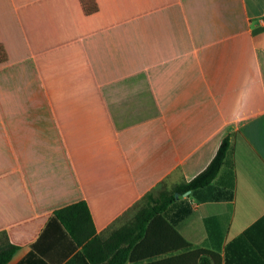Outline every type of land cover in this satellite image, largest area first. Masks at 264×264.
Listing matches in <instances>:
<instances>
[{
	"label": "crops",
	"instance_id": "crops-1",
	"mask_svg": "<svg viewBox=\"0 0 264 264\" xmlns=\"http://www.w3.org/2000/svg\"><path fill=\"white\" fill-rule=\"evenodd\" d=\"M226 137L214 181L166 211L218 264L264 217V0H0V233L18 247L7 264H91L55 211L85 202L106 238L146 196L201 173ZM252 240L264 264V223Z\"/></svg>",
	"mask_w": 264,
	"mask_h": 264
},
{
	"label": "trees",
	"instance_id": "trees-1",
	"mask_svg": "<svg viewBox=\"0 0 264 264\" xmlns=\"http://www.w3.org/2000/svg\"><path fill=\"white\" fill-rule=\"evenodd\" d=\"M230 149L231 141L226 137L215 157L201 173L191 181L181 183L170 191H163L158 196L152 194L146 196L134 220L115 229L106 238L97 234L85 202L61 208L55 211L54 217L64 225L73 240L83 246L91 264H127L143 261L135 260L136 252L142 249L144 253L139 259L147 261L142 264H159L158 257H163L173 251L181 255L171 259L167 258L163 260L164 263L181 260L182 264H189L191 260V264H218L216 253L193 246L175 230L166 219V211L176 202V193L182 195L209 186L226 163ZM263 223L264 217L228 245L227 264H254L251 254L254 246L257 249L258 246L252 240V235ZM160 224H163V227ZM156 226L162 228L160 229L162 234L160 243L152 240ZM17 248L9 241L5 233H0V264H7ZM239 249L241 250L237 256L239 258L230 256L231 250L236 253L235 250ZM254 254H256L255 251Z\"/></svg>",
	"mask_w": 264,
	"mask_h": 264
},
{
	"label": "water",
	"instance_id": "water-1",
	"mask_svg": "<svg viewBox=\"0 0 264 264\" xmlns=\"http://www.w3.org/2000/svg\"><path fill=\"white\" fill-rule=\"evenodd\" d=\"M175 196H176V198H178L179 195L176 193Z\"/></svg>",
	"mask_w": 264,
	"mask_h": 264
}]
</instances>
